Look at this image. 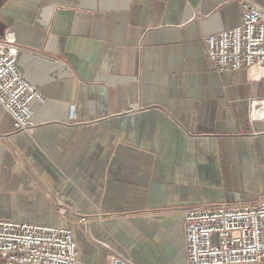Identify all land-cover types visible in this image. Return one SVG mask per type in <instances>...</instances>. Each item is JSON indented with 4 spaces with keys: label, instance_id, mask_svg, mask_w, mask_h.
<instances>
[{
    "label": "crops",
    "instance_id": "obj_1",
    "mask_svg": "<svg viewBox=\"0 0 264 264\" xmlns=\"http://www.w3.org/2000/svg\"><path fill=\"white\" fill-rule=\"evenodd\" d=\"M240 18L236 0H0V46L45 98L24 131L0 108V219L70 224L84 264H186L183 208L264 195V79L215 71L203 42Z\"/></svg>",
    "mask_w": 264,
    "mask_h": 264
},
{
    "label": "built area",
    "instance_id": "obj_2",
    "mask_svg": "<svg viewBox=\"0 0 264 264\" xmlns=\"http://www.w3.org/2000/svg\"><path fill=\"white\" fill-rule=\"evenodd\" d=\"M236 1L240 22L203 38L206 57L217 72L255 66L264 79V7L252 0ZM16 54L14 47L0 46V108L11 116L14 131H24L32 125L34 104L45 98L17 67ZM181 212L186 264H264V195L251 202L193 206ZM0 264L84 263L70 224L0 219ZM109 264L134 263L112 254Z\"/></svg>",
    "mask_w": 264,
    "mask_h": 264
}]
</instances>
